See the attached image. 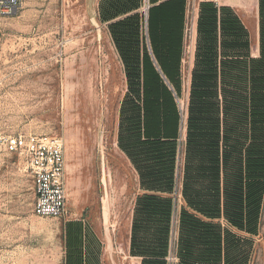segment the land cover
Returning a JSON list of instances; mask_svg holds the SVG:
<instances>
[{"label": "rangeland", "instance_id": "obj_1", "mask_svg": "<svg viewBox=\"0 0 264 264\" xmlns=\"http://www.w3.org/2000/svg\"><path fill=\"white\" fill-rule=\"evenodd\" d=\"M149 5L155 6L152 2ZM132 6L138 10L110 18ZM225 8L227 13L221 14ZM149 9L145 11L144 0H25L15 13L0 16V133H42L62 138L70 213L66 218L36 216L30 176L18 156L0 152V264H69L73 257L75 264H159L136 254L147 251L141 249L144 231L151 237L162 235L163 225L154 220L147 230L146 225L135 224L141 190L120 137L129 130L131 102L142 98L140 60L148 53L145 42ZM214 10L206 22L200 19L198 10L194 59L197 36L206 34L199 33L201 25L216 37L218 51L225 37L229 43L227 54H234L230 49L234 43L240 55L251 56L253 50L257 54L249 57L256 63L248 61L251 73L248 82V77L244 80L247 87L243 93L232 94L239 95L238 102L244 103L232 112L235 127L231 142L245 149L248 109L242 98L257 109L264 97V0H221ZM223 18L227 26L236 19L234 37L228 33L230 29L225 33ZM166 24L169 35L181 40L180 22L173 17L157 24L156 35H162L161 28ZM241 39L244 47L238 42ZM181 65L182 61L180 95H174L179 123L184 128L186 122V126L175 140L177 178L169 197L172 207L167 250L159 261L195 264L202 246L192 228L181 224L184 209L206 222L212 221L221 234L219 264H224L226 232L238 240L231 251L236 258L233 264H264V178L260 179L259 173L249 184L260 192L250 199L255 202L246 206L243 168H234L231 198L229 178H225L228 165L224 167L223 187L219 181V215L213 219L192 211L179 196L194 61L190 77L187 62L184 70ZM258 135L256 123L254 157L250 153V163L254 161L256 166L260 163ZM238 152L234 150L235 165L240 160L236 161ZM231 200L237 204L231 205ZM71 223L81 225L79 237L77 231L68 230ZM153 248L161 247L154 242L148 250Z\"/></svg>", "mask_w": 264, "mask_h": 264}, {"label": "trees", "instance_id": "obj_2", "mask_svg": "<svg viewBox=\"0 0 264 264\" xmlns=\"http://www.w3.org/2000/svg\"><path fill=\"white\" fill-rule=\"evenodd\" d=\"M155 0H150L154 2ZM262 2V0H260ZM184 6L185 0H166L158 5L150 7L148 13V36L152 45L153 53L157 59V63L164 77L158 72L149 59L148 53L143 56L142 60V98L135 102H131L130 111L131 116L128 121L129 130L127 134H121V146L123 151L131 158L134 165L137 166L141 180L147 184L149 189L160 192H170L172 188L173 164L175 160V140L179 135V115L177 113V105L175 102L174 92L180 95V72L179 67L181 63L182 45H183V22H184ZM134 9L136 6H132ZM216 6L210 2H202L199 6L200 19L204 22L208 20V15L215 12ZM128 10V9H127ZM129 11V10H128ZM227 9H222L221 14L227 13ZM134 17L137 14L133 15ZM166 17H173L179 20L181 28V40L169 35L168 25L162 26V35L157 36V24L164 22ZM226 20H222V24L226 26L231 37L236 35L237 29L236 19H232L229 26ZM120 24L124 23L122 21ZM178 27V28H179ZM206 32L205 35L197 36V47L194 59V68L192 72V84L190 91V104L188 108L187 130H186V162L184 172L183 195L188 202V205L194 211L204 217L213 219L219 215V208L221 205L220 195V168L227 164L225 160V151H223V158L221 155V140H220V98L218 97V61L217 55L220 51L217 48L216 37L210 35L207 26H199V33ZM213 38V41L211 42ZM157 44H154V42ZM236 41H232L234 43ZM241 46L244 47V40H240ZM226 38L221 41L222 45L228 47ZM237 43L231 45L233 56H239L238 51H235ZM246 47V44H245ZM264 55V54H263ZM264 58V56H263ZM137 62V61H136ZM255 65V60H249ZM260 61L257 60V63ZM241 70V69H240ZM245 72V70H244ZM247 76L237 77L241 82L236 83L238 93L241 89L247 87V82L251 71H247ZM247 82L244 80H246ZM237 79V80H238ZM173 87L169 88L166 83ZM236 80V81H237ZM264 83V81H263ZM247 84V85H246ZM174 91V92H173ZM236 92V91H235ZM233 96V108L228 111H234L239 108V99ZM247 107V122L246 133L247 140L245 142V149L242 147H235L228 144L230 150L234 152L236 149V161L239 163L235 165V154L233 168H243L241 173H244V181L242 183L245 189V204L250 205L255 202L253 199L256 194L260 192L259 188L250 186L249 180L255 179L256 172L259 173V178H264V97L259 100L258 108L254 104H249L248 100H244ZM250 107V109H249ZM226 111V110H224ZM123 112V109H122ZM122 114V113H121ZM124 116V115H123ZM257 117V122H256ZM122 118V115H121ZM124 121V118H122ZM256 123L259 127V149H260V163L256 166L254 161L250 163V153L254 157L255 142H256ZM235 127V124H234ZM251 132V135H250ZM222 140L223 135H222ZM223 143V142H222ZM231 144H233L231 142ZM252 148V149H251ZM240 149V150H239ZM224 150V147H223ZM228 155V154H227ZM221 156V157H220ZM222 158V159H221ZM238 171L236 172V174ZM251 173V175H250ZM238 174L236 175L237 178ZM235 175L229 180L232 183L229 194L231 198L235 189ZM202 184L201 189H196V186ZM238 196V195H237ZM255 199V198H254ZM137 217L135 224L142 223L146 225V229L152 227L151 222L159 221V226L163 225L162 235L151 237L147 231H144L142 236L143 248L147 250L142 253H136L146 259L152 260L154 263L162 264L160 258H164L167 244L168 231L171 217V199L167 196L156 194H143L138 197ZM231 205L237 204L235 201H229ZM256 207L253 203L252 212L254 213ZM227 214V212H226ZM139 215V216H138ZM248 214L246 215V217ZM200 217V216H199ZM197 215L191 214L186 210H182L180 221L182 225H188L192 228L191 232L196 235V241L202 249L198 252L195 264H219L221 261V234L215 229L212 221L206 222ZM229 218V217H228ZM248 218V217H247ZM137 220V222H136ZM70 232L77 231L76 235L79 237L81 225L78 223H71L68 225ZM136 225H134L135 229ZM133 229V230H134ZM165 231V232H164ZM74 236L71 233V240ZM224 264H233L236 259L232 250L235 249L237 237L225 233L224 236ZM156 242L161 248H153ZM150 253V254H149ZM162 254V255H156ZM159 257V259H158ZM152 262V263H153ZM74 257L71 258L69 264H75ZM183 264V263H181Z\"/></svg>", "mask_w": 264, "mask_h": 264}, {"label": "built area", "instance_id": "obj_3", "mask_svg": "<svg viewBox=\"0 0 264 264\" xmlns=\"http://www.w3.org/2000/svg\"><path fill=\"white\" fill-rule=\"evenodd\" d=\"M25 0H0V16L11 15ZM218 6L220 0H185L182 70L193 56L195 27L200 3ZM0 152L18 156L31 178L33 213L39 217L66 218L69 207L66 193L65 155L62 138L37 133H0Z\"/></svg>", "mask_w": 264, "mask_h": 264}, {"label": "crops", "instance_id": "obj_4", "mask_svg": "<svg viewBox=\"0 0 264 264\" xmlns=\"http://www.w3.org/2000/svg\"><path fill=\"white\" fill-rule=\"evenodd\" d=\"M130 0H127V2H129ZM164 0H155L152 4L154 5H157L161 2H163ZM221 1V0H220ZM150 0H144V9L145 11L149 9L150 5ZM133 8V7H132ZM129 10V11H128ZM126 9L125 11H119L118 12V15H114L113 17H110L111 19L113 18H118L119 16L123 17V16H126L130 13H133L135 11H137V7L134 8V9ZM147 16V13L145 14ZM120 18V17H119ZM184 21H185V6H184V17H183ZM183 26H184V22H183ZM183 35H184V27H183ZM183 42V41H182ZM146 47H147V50H148V55H149V59L152 61L153 65L155 66V68L158 70V72H160V74L164 77L161 69H160V66L158 65L157 63V59L153 53V50H152V45H151V42H150V39H149V36L147 34V37H146ZM154 44H157V42L155 41ZM227 51H228V48L227 46L225 45H222V48L220 46V52L218 53V57H217V61H218V85H217V91H218V97L220 98V114H219V118H220V140H221V144H222V148H221V155H222V158H223V151H225V160L227 159V163L228 164H225V166L222 165L223 168H220V172H221V175H222V179L220 178V180L222 181L221 184H222V187H223V177L225 175H223L224 173V170L225 168L227 169V165H228V170L226 174V180H228L227 178H229V180L233 179L234 178V168H233V160H234V152L231 151L230 152V147L228 146V144L233 145L231 144V141L233 140L232 137H233V130H234V119H233V115H232V111H228L230 109L233 108V91H236L238 92V87L235 86V82H234V78L236 77H243V76H247V71H248V61H249V57H255L257 56L256 54V51L253 50L251 52V56L249 55H239V56H233V55H230V54H227ZM246 59H248L247 61H245ZM143 58H141L140 61H142ZM181 61H182V54H181ZM193 61H194V55L192 56V59H191V62L189 64V67H188V76L190 77V73H191V70H192V67H193ZM141 66H143L141 64ZM242 67V68H241ZM241 69V70H240ZM245 70V72H244ZM188 77V78H189ZM167 81V80H165ZM168 85V81L166 82ZM237 83V81H236ZM169 88L173 90V87L171 85H169ZM174 92V91H173ZM241 92L243 93V89H241ZM174 94H176L174 92ZM226 110V111H224ZM186 126V122L184 123V128ZM184 128L182 127V123L180 124V127H179V132L181 133L182 132V129L184 130ZM181 135V134H180ZM183 135H184V131H183ZM222 135H223V139L224 141L222 140ZM184 138V136H183ZM223 142V143H222ZM177 147H178V144L177 142L175 141V156L177 155ZM223 147H224V150H223ZM186 142L184 141L183 139V143H182V151H181V160H180V163H181V169H180V176H179V191H180V195L183 202H184V205H188V202L187 200L185 199V196L183 195V185H184V172H185V162H186ZM228 154V155H227ZM221 157V156H220ZM221 158V159H222ZM130 162L137 174V177H138V185H139V188L141 190L140 194L139 195H142V194H156V195H162V196H167V197H170V194L172 193V189L174 188V185H175V179L177 178V171H176V168H175V160H174V164H173V177H172V188H171V191L170 192H160V191H155V189L151 190L149 189V187H147L148 185L145 184V182L143 183V181H139V176H140V173H139V170L137 168L136 165H134V163L132 162L131 158H130ZM225 167V168H224ZM232 183L229 182L228 184V188L231 187ZM202 187V184H199V186L197 185L196 186V189H201ZM192 210V209H191ZM194 211V210H192ZM196 212V211H194ZM199 214V213H198Z\"/></svg>", "mask_w": 264, "mask_h": 264}, {"label": "water", "instance_id": "obj_5", "mask_svg": "<svg viewBox=\"0 0 264 264\" xmlns=\"http://www.w3.org/2000/svg\"><path fill=\"white\" fill-rule=\"evenodd\" d=\"M167 82V81H166Z\"/></svg>", "mask_w": 264, "mask_h": 264}]
</instances>
